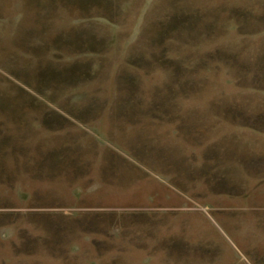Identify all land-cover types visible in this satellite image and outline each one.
I'll list each match as a JSON object with an SVG mask.
<instances>
[{"label":"rangeland","instance_id":"rangeland-1","mask_svg":"<svg viewBox=\"0 0 264 264\" xmlns=\"http://www.w3.org/2000/svg\"><path fill=\"white\" fill-rule=\"evenodd\" d=\"M0 264H264V0H0Z\"/></svg>","mask_w":264,"mask_h":264},{"label":"trees","instance_id":"trees-1","mask_svg":"<svg viewBox=\"0 0 264 264\" xmlns=\"http://www.w3.org/2000/svg\"><path fill=\"white\" fill-rule=\"evenodd\" d=\"M49 75H50V73H49Z\"/></svg>","mask_w":264,"mask_h":264}]
</instances>
